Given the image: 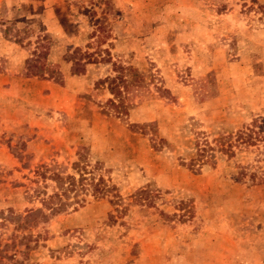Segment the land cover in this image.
Here are the masks:
<instances>
[{
    "label": "rangeland",
    "instance_id": "1",
    "mask_svg": "<svg viewBox=\"0 0 264 264\" xmlns=\"http://www.w3.org/2000/svg\"><path fill=\"white\" fill-rule=\"evenodd\" d=\"M116 75L117 110L96 85ZM251 124L263 139L216 148ZM75 161L110 193L7 219L40 206L37 165ZM262 172L264 0H0L2 263L264 264Z\"/></svg>",
    "mask_w": 264,
    "mask_h": 264
},
{
    "label": "trees",
    "instance_id": "2",
    "mask_svg": "<svg viewBox=\"0 0 264 264\" xmlns=\"http://www.w3.org/2000/svg\"><path fill=\"white\" fill-rule=\"evenodd\" d=\"M76 55L77 49L75 48L66 57L67 61L71 63L70 68L73 72H79L83 69L84 63L88 60L87 58L83 59V56L80 54ZM103 83L106 84V89L113 96L107 99L112 108L116 110L121 106L123 108L120 95L121 87L125 84L122 77L120 75L113 77L105 76L96 81V85ZM253 128L251 124V127L244 128L246 131L244 129L237 131L234 134L233 140L230 139V136L219 137L215 140L216 148L219 151L230 153L232 152V147L239 148L240 144L252 145L256 141L263 139L260 131ZM71 169L73 170L72 173H61L55 171L53 168H48L46 165H37L33 171L35 174V178L33 179L34 185L27 194L28 197L37 199L40 206L26 209L22 215L15 213L9 208L7 219L13 222L16 227L22 229L31 225L36 226L46 221L50 215L64 212L68 208L75 209L83 201L81 194L87 191L92 192L96 197L110 193L112 189L111 185L107 184L101 176L94 177L80 163L76 161L72 162ZM261 174L256 178L259 181H264V172ZM46 188H49V193L46 192ZM114 194L115 192L111 193L110 201L112 202L117 199L116 196L114 197ZM0 264L4 263L0 261Z\"/></svg>",
    "mask_w": 264,
    "mask_h": 264
}]
</instances>
